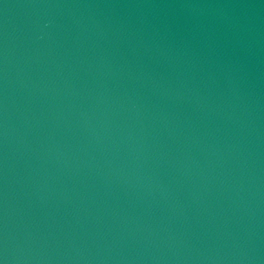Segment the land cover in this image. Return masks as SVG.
Returning <instances> with one entry per match:
<instances>
[{"label": "water", "instance_id": "95a60500", "mask_svg": "<svg viewBox=\"0 0 264 264\" xmlns=\"http://www.w3.org/2000/svg\"><path fill=\"white\" fill-rule=\"evenodd\" d=\"M2 264H264V0H0Z\"/></svg>", "mask_w": 264, "mask_h": 264}, {"label": "snow or ice", "instance_id": "6c2138e0", "mask_svg": "<svg viewBox=\"0 0 264 264\" xmlns=\"http://www.w3.org/2000/svg\"><path fill=\"white\" fill-rule=\"evenodd\" d=\"M0 264H2V262H0Z\"/></svg>", "mask_w": 264, "mask_h": 264}]
</instances>
